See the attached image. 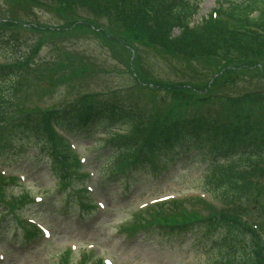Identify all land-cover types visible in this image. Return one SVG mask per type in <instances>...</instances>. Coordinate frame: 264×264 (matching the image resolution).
<instances>
[{
  "label": "rangeland",
  "instance_id": "obj_1",
  "mask_svg": "<svg viewBox=\"0 0 264 264\" xmlns=\"http://www.w3.org/2000/svg\"><path fill=\"white\" fill-rule=\"evenodd\" d=\"M216 1L201 0L200 11L193 21L205 20ZM232 1L246 3L249 0ZM38 6L29 0H0V18L24 23L9 30L15 32L14 47L0 49V62L23 64L17 114L62 108L90 94L94 100L115 97L114 100L134 103L141 107L144 118H157L164 123L214 115L233 126L255 124L251 137L257 138L264 132V101L245 95L264 88V58L259 61L262 72L255 65L243 69L244 64L222 61L218 65H226L231 79L222 77L219 83H212L213 60L175 53L158 44H143L119 22L106 17L101 18L100 23L111 35H117L118 43L108 40H112V36L94 34L89 29L65 28L62 33L50 32L46 26L53 28L66 23L51 6ZM33 24L36 28L31 27ZM174 33L179 32L174 30ZM134 55H139L135 66L140 78L155 86L136 81L126 62ZM196 83L204 89L187 90L185 85L197 86ZM95 127L100 133L106 131L104 125ZM80 136L59 139L60 151L68 152L63 149L64 145L73 153L72 173L62 186L50 171L52 160L48 148L39 153V157H35L31 149L27 157L17 159L13 152L18 150V144H35L34 140L24 139L17 140L11 151L0 150V167L4 169L5 174L1 173L5 180L10 176L23 177L2 187L4 198H14L17 202L24 190L29 192V199L34 197V203L19 209L9 210L1 203L0 264H59L63 261L69 264L62 255L69 248L73 264H102L93 259L98 255L104 262L112 259V264H216L229 259L226 253L219 254V250L213 248L219 247V230L208 233L203 227L193 226V229L184 227L172 232L154 225L134 236L124 230L132 223L136 212H139L137 218L147 222L157 218L160 212H172L173 204L188 218L208 216L226 204L228 201L219 198L216 192L217 199L205 201L209 199L205 191L211 190L206 186L209 155L186 157L182 161H167L162 156L158 167L156 163L137 162L125 168L124 163L122 170H125L109 180L107 174L121 168L120 159L107 150L104 142L98 141L99 135ZM66 142L69 144L65 145ZM260 149L259 160L263 162L255 166L258 167L255 173L262 177L264 147ZM207 150L206 146L203 151ZM112 159L114 163L108 165ZM106 167V173L102 174ZM56 172L63 174L57 168ZM84 186L90 193L81 191ZM79 190V193L74 192ZM241 196L248 198L238 201L243 216L248 224L257 225V231L264 237V188L258 195ZM168 197L179 201L156 204V201L160 203L159 199ZM22 224L33 230V234L27 236ZM87 253L92 258L84 255Z\"/></svg>",
  "mask_w": 264,
  "mask_h": 264
},
{
  "label": "trees",
  "instance_id": "obj_2",
  "mask_svg": "<svg viewBox=\"0 0 264 264\" xmlns=\"http://www.w3.org/2000/svg\"><path fill=\"white\" fill-rule=\"evenodd\" d=\"M42 7H48V0H36ZM54 2V9L62 17L70 28L89 29L92 33H99L102 36H112L108 39L111 43H118L115 34L111 35L107 27L98 22L101 18H109L119 22L124 29L138 40L144 43L160 45L172 52L179 54H190L193 56L210 57L219 56L226 59L230 64L243 65V69H249L256 62H237L228 60L229 56L237 58H264V0H250L248 5L232 4L231 2L222 3L220 14L230 17V19L244 23L247 28L237 30L230 28L221 21L206 20L202 24L189 26L186 20L199 11V2L196 0H51ZM153 11L152 20L149 22L145 12L146 8ZM93 16L91 18L89 16ZM169 23L179 27L180 35L170 38L167 34ZM0 23L1 43H7L10 36L4 34V27L8 26ZM157 26V27H156ZM259 28L262 32L252 31L249 27ZM68 28V29H70ZM51 32L50 29L46 28ZM65 31V28H60ZM58 31L57 33H62ZM141 42V41H140ZM218 68L219 62H213ZM223 73L220 76H223ZM220 78V77H219ZM218 78V79H219ZM216 79V81L218 80ZM11 88V92L7 90ZM7 90V91H6ZM19 80L12 68L0 67V121L6 122L9 119L8 107L16 106L19 102L17 95ZM258 101H264V94L256 93L251 97ZM8 102V103H6ZM54 122L61 130L69 134H79L86 131L91 124L104 123L108 127H123L134 130L133 136L129 138H118L113 135L110 143L113 145L116 155L125 159L132 155L139 161L151 162L153 155L166 153L168 149H176L177 145H184L187 150L201 147L206 144L209 146L210 156H220L222 159L209 162L207 181L213 186H217V193L229 196L239 194L244 191L249 192L254 183L247 175L233 171L231 165L232 157L242 150V140L239 138L242 129L240 127L219 124L215 118L184 120L176 122L167 127H156L155 123L146 124L140 118V111L133 105H126L115 101L96 102L91 95L84 96L78 102L65 107L61 110L49 112H36L25 114L17 119L11 129L20 130L27 138L35 139L43 143L55 141L56 134L51 123ZM10 135V132H7ZM2 141L7 142L5 137ZM7 137V136H6ZM9 139V138H8ZM124 139H127L126 141ZM243 147H249L243 145ZM26 151V149H22ZM246 151V150H245ZM55 171L59 169L65 182V174L60 164L64 163L63 158H56L54 152ZM242 158V156L240 157ZM257 156L249 157V160H256ZM61 181V182H62ZM209 183L210 187L211 184ZM170 213L158 214L157 218H152L145 222L138 218L128 227V232L132 235L148 229L151 224H157L163 229L179 230L183 226L197 224V227H222V246L225 249L235 251L242 259L247 260L246 264H264L261 256L262 247L260 238L250 227L242 223L235 216L225 212L216 213L210 216H191L178 210L176 204L170 207ZM173 212H177L174 214ZM197 221V222H196ZM174 231V232H175ZM66 260L68 257L63 256ZM59 264H66L65 261Z\"/></svg>",
  "mask_w": 264,
  "mask_h": 264
}]
</instances>
